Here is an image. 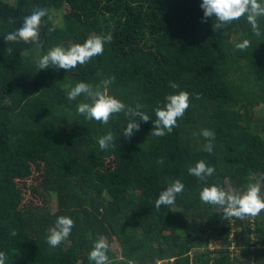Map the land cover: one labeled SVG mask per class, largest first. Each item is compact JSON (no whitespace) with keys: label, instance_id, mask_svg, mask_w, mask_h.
Wrapping results in <instances>:
<instances>
[{"label":"trees","instance_id":"1","mask_svg":"<svg viewBox=\"0 0 264 264\" xmlns=\"http://www.w3.org/2000/svg\"><path fill=\"white\" fill-rule=\"evenodd\" d=\"M201 3L0 0V251L6 264H94L88 256L99 236L121 248L120 255L108 249L111 264H264V210L223 219L199 195L213 183L245 188L264 173V17L259 37L246 17L222 36L204 19ZM37 7L48 10L41 47L6 43L5 34ZM91 34H111L102 55L70 71L37 69L50 48L83 44ZM243 39L250 46L235 49ZM112 77L108 93L133 109L142 105L150 117L130 139L122 134L130 119L124 113L105 125L78 112L85 96L67 98L79 82L95 86ZM181 90L190 93V107L170 134L150 135L156 107ZM203 129L215 132L211 154L202 150ZM109 131L114 145L101 150L98 139ZM200 160L215 168L207 183L188 173ZM176 179L184 191L156 209L160 192ZM59 216L72 218L74 227L53 248L47 235Z\"/></svg>","mask_w":264,"mask_h":264},{"label":"clouds","instance_id":"2","mask_svg":"<svg viewBox=\"0 0 264 264\" xmlns=\"http://www.w3.org/2000/svg\"><path fill=\"white\" fill-rule=\"evenodd\" d=\"M200 7L203 9L204 19L211 18L212 31L221 32L225 35V28L234 21L246 17L247 22L251 25L252 32L261 36L258 18L264 17V2L260 0H202ZM48 14L46 8H34L31 13L24 17L22 26L19 29L5 34L6 43L20 42L40 44V28L42 18ZM51 30V29H50ZM112 40L111 34L97 35L91 34L80 43H70L67 47L58 45L50 48L46 54L42 55L37 61V69L44 70L50 66L58 69L70 71L77 65H85L94 57L103 54L104 45ZM250 46V40L243 39L234 45L235 49L243 51ZM11 55L13 49L7 47L5 50ZM114 82V77L104 79L99 84L93 86L88 83L79 82L70 91L67 92L69 100H76L80 96H85L87 102H80L77 110L80 114L85 115L87 119H94L105 125L109 123L114 114L124 113L129 117L126 128L122 134L125 138L130 139L135 132L140 130L139 121L148 122L149 115L141 111L142 105L137 104L135 109L126 106L118 98L108 93V86ZM172 88L179 86L170 82ZM199 99V94H196ZM190 107V93L179 91L178 93L169 94L165 97L162 106L155 109V119L152 120L153 128L150 135L163 137L170 134L177 125L178 118L183 117L186 110ZM206 139L202 150L211 154L214 150L212 141L215 138V132L209 129H203L200 133ZM116 137L109 131L107 134L98 139V145L101 150H107L114 145ZM215 172V168L209 166L204 160L198 161L195 166L188 168V173L195 176L200 181L207 183L209 177ZM264 181V173H261L255 183H248L245 188H230L225 190L218 184L213 183L204 187L199 195L202 202L217 206L223 213V219L237 218L240 220L246 217H255L264 210V196L261 195V183ZM185 185L180 179H176L172 184L160 192L159 197L155 200V207L159 209L162 205L169 206L175 203L177 194L184 191ZM74 227V220L68 216H59L55 221V226L49 230L47 243L55 248L65 241L71 234ZM11 236H16L15 229L10 230ZM109 244L104 236H99L89 252V260L94 264H111L107 251ZM6 254L0 251V264H6ZM129 264H132L129 261Z\"/></svg>","mask_w":264,"mask_h":264},{"label":"rangeland","instance_id":"3","mask_svg":"<svg viewBox=\"0 0 264 264\" xmlns=\"http://www.w3.org/2000/svg\"><path fill=\"white\" fill-rule=\"evenodd\" d=\"M55 16H56V18H57V21H58V22H61V20H62L61 14H60V13H57V14H55ZM52 208H53V209L55 208V205H54V204L52 205ZM108 244H109V248H110L113 252H115V253H117L118 255H120L121 248H120L119 244H118L115 240H114L112 243L109 242ZM232 249H234L233 246L231 247L230 250H232Z\"/></svg>","mask_w":264,"mask_h":264}]
</instances>
